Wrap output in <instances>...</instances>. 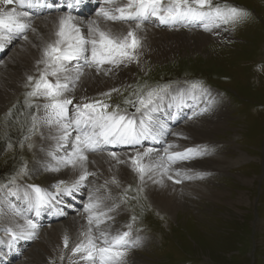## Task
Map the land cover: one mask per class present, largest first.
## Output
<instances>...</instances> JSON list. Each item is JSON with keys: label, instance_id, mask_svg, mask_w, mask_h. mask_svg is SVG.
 Segmentation results:
<instances>
[{"label": "rangeland", "instance_id": "1", "mask_svg": "<svg viewBox=\"0 0 264 264\" xmlns=\"http://www.w3.org/2000/svg\"><path fill=\"white\" fill-rule=\"evenodd\" d=\"M214 3L235 6L246 13L234 24L223 25L230 39H218V44L208 43L200 49L178 48L167 60L147 63L141 69L133 68L130 83L117 87L109 97L115 101L127 95L133 86L170 90L184 84L176 83L182 78H196L223 90L227 96L223 105L228 114L225 128L214 134L210 139L212 143L200 144L204 149L202 154L185 162L189 165L213 157L218 164L227 162L226 168L214 173L215 176L187 171L186 179L178 178L181 181L178 184L184 180L185 183L211 181L204 186L221 189L218 196L208 201L190 198L185 211L173 217L158 212L138 183L132 182L116 192L101 186L116 202L106 204L120 206L122 210V215L116 216L114 221L126 223L132 235L146 232L149 242L141 246L132 244L128 252L138 254L147 264H264V0H214ZM84 15L89 16L90 12L84 10ZM193 29L212 35V30ZM2 42V50L7 51L16 38ZM32 74L36 78L39 72ZM154 84L158 85L150 87ZM22 89L23 92L0 111V191L22 185L19 181L23 179H33L40 186L52 188L61 182L50 180L46 170L37 167L36 143L38 139L40 143L42 132L41 122L37 121L33 127V115L39 116L40 110L35 105L44 101L30 98L33 107H27L29 81ZM207 97L202 98L208 108L203 117H209L211 108L218 104L217 100L215 106H211V96ZM23 163L26 166L18 173ZM9 181L14 183L8 184ZM84 189L79 186L76 190L80 198L85 194ZM139 212L143 216L141 221ZM3 239L5 237H0V251Z\"/></svg>", "mask_w": 264, "mask_h": 264}, {"label": "snow or ice", "instance_id": "2", "mask_svg": "<svg viewBox=\"0 0 264 264\" xmlns=\"http://www.w3.org/2000/svg\"><path fill=\"white\" fill-rule=\"evenodd\" d=\"M79 2L80 0H76L77 5ZM99 2L101 6L96 11V18L87 20L86 30L72 15L73 4H67L69 11L59 16L54 31L42 47L41 58L37 61L38 66L42 65L38 69V77L28 76L31 90L26 93V106L33 107L30 98L44 101L35 105L38 110L43 111V115H33V127L37 121L54 126L59 132L58 143L61 145L68 143L75 133L72 152L60 158L57 164L79 169L78 178L71 186L61 187L64 184L61 181L56 185L57 191L54 194L37 185L29 186L30 192L26 194L37 215L42 208L50 206L57 196H71L89 176L96 175L88 170L87 153L101 151L106 145L134 146L148 138L159 142V137L167 135L166 126L154 121L152 116L153 110H158L157 100L163 98L164 90L149 91L146 97H139V106H136V101H125L135 107V113L131 114L126 110L121 111L119 106L109 111L112 105L104 100L89 101L84 97L81 102L74 103L75 97L69 93L75 91L77 83L87 74L85 69H94L98 74L102 72L107 75L114 68L136 60L143 47L139 33L145 23L156 22L157 26L169 28L200 26L205 31H210L222 25L234 24L246 15L242 9L214 3V0ZM43 6V0H0V47L5 39L23 36L27 40L29 30L36 33L30 13L21 9ZM116 22L128 25L126 33L123 30L114 31L110 23L114 25ZM191 90L194 101L198 99L196 91L205 98L208 91L198 83H193ZM115 91L117 90L112 89V92ZM112 92L102 95L110 97ZM180 102L184 103L183 97ZM136 113H140L139 119ZM174 148L175 145L168 144L162 154L156 152L155 158L152 148L137 152L129 158L133 171L142 183L146 176L151 178L153 173L167 175L169 180H173L169 173L174 164L203 152L201 148H186L183 151H174ZM108 155L117 163H124L118 159L116 152H109ZM52 170L59 171V167ZM176 175L179 176V171ZM154 182L162 183V180ZM173 182L178 184L181 181L176 179ZM107 183L106 181L105 185ZM112 183L117 181L113 179ZM89 199L90 202L85 206L88 226L81 231V238L70 249V264H126L131 232L110 230L108 221L113 217L109 213L113 209L104 203V198ZM128 227L130 229L131 225ZM37 229L38 224L29 218L16 229L8 228L6 231L14 242L35 238ZM62 242L63 247L68 249L71 239L65 234ZM60 259H64L63 255Z\"/></svg>", "mask_w": 264, "mask_h": 264}, {"label": "bare ground", "instance_id": "3", "mask_svg": "<svg viewBox=\"0 0 264 264\" xmlns=\"http://www.w3.org/2000/svg\"><path fill=\"white\" fill-rule=\"evenodd\" d=\"M94 1H97L96 6L93 5ZM43 2V7L21 9L22 11L30 13L32 25L37 29L36 33L29 30L27 40L23 36L15 37L16 42L8 46L7 51L4 48L2 50L0 47V111H2L8 102L18 97L21 91L23 92L24 88L22 89V86L28 83V76H33L32 72L42 68V65H37V61L41 58L42 47L54 31L59 16L69 11L67 4H73L71 10L72 15L77 18L78 23L84 25L85 30L87 20L96 18V13L88 18L80 17L79 12L84 9V4L89 3L93 5L94 11H97L101 6L99 0H80L78 5L76 4V0H43ZM48 5H51V7ZM148 23L150 24L152 22ZM149 24H144L140 30L139 35L142 38L143 47L139 50V55L136 60L114 68L107 75L102 72L98 74L94 69H85L87 74L81 78L76 85L75 91L69 93V95L74 96L77 101H81L84 97L90 99L93 95L101 94L130 83L131 69H141L147 63L151 64L152 62L167 60L173 53L177 52L178 48L200 49L208 43L218 44L216 42L218 39H221V41L223 39H230L227 38L228 33L220 32L217 29L212 30V35H207L193 28V30L182 31L179 28L169 29V27L165 26L157 28V26L154 27ZM110 26L114 31L123 30L125 33L128 28L127 24L120 22H116L114 25L110 23ZM10 48L11 50L8 52ZM190 96L192 102V94ZM199 96L201 97L200 94ZM39 114V116L43 115L42 110ZM227 117L228 114L225 106H218L217 104L214 109L211 108L209 117L202 116L194 120H186L181 125L175 126L169 135V140H161L162 137H159V142H155L151 138H148L150 144H153V147H149L154 150L152 154L153 158H155L156 152L162 154L163 149L168 144H172V142L175 143L174 151L184 150L186 148H198L200 144H204L207 141L211 142L210 139L214 138L215 135L219 134L225 128ZM41 132V141L39 143L38 139L35 151L37 167L46 168V174L50 180H67L72 184L78 178L79 169L58 165L57 161L72 152L74 142L69 138L68 143L63 145L58 143L59 132L54 126L50 127L47 124L41 123ZM175 132L179 135H176V140L170 141V137ZM134 148L131 147L130 150L117 154L118 159L124 161V163H117L116 160H113L108 155L109 152L92 155H88L87 153L89 160L87 165L88 170L96 173V175L89 176L80 186L85 187V182L88 181L90 186L87 187V192L91 196L94 198L111 199L112 194L101 188L102 185H105L106 181L108 183L105 186L112 192H116L135 182L138 183V187L144 191L145 196L158 212L173 217L174 215L177 216L179 214L178 212L185 211V204L190 201V198L205 199L208 201L210 198H214L220 194L221 189L212 190L205 187L211 181L207 183H204L206 180L189 182L176 186L175 183H172L168 179L167 175L161 176L159 173L151 174V178L146 176L142 183L133 171L129 158L135 156L137 152H143L148 148L142 146H135ZM147 160L148 158L146 157L145 162ZM226 165L227 162L224 161L218 164L213 157H210V159L203 158V160L195 161L189 165L180 162L176 163L172 166L173 170L169 174L174 179L181 178L180 174L179 176L176 175V171H182L185 167V169L194 172L200 171L215 176L214 173L221 172V169H225ZM57 167H59V171L52 170ZM259 167H262V165H259ZM113 179L117 183L113 184ZM159 180H162V183L154 182ZM25 187V189L17 188V190L0 191V237H5L2 241L3 247L0 251V264H50L53 261L54 264H70V249L81 238V231L85 230L88 226L84 221L87 213L79 212L77 215H73L70 214L71 212L66 211L64 212L65 217H57L54 220L49 218L44 219L40 225L38 224L35 238L19 239L12 242L6 229H16L18 225L24 224L21 217H27L28 210L35 209L32 207L26 194L30 192L28 189L29 186ZM194 187L198 188L195 189ZM74 192L80 195L78 191L75 190ZM85 197L84 194L82 199ZM16 203H20L23 208L17 209L15 207ZM10 205H13V207ZM80 208L73 206L72 211L78 212ZM30 219L34 221L35 215ZM108 225L110 230L120 231L118 230L117 223L111 222ZM65 234L71 239V244L68 249L63 247L62 238ZM14 247H17V249ZM13 250L17 251L19 255H14ZM61 255L64 257L63 260L60 259ZM137 256L138 254L134 252H127V256L125 257L126 264H147Z\"/></svg>", "mask_w": 264, "mask_h": 264}]
</instances>
